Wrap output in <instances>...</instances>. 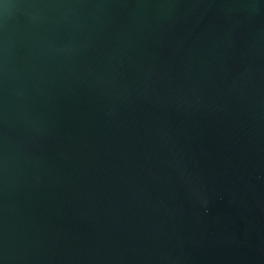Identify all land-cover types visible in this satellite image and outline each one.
I'll return each mask as SVG.
<instances>
[{"label":"water","instance_id":"obj_1","mask_svg":"<svg viewBox=\"0 0 264 264\" xmlns=\"http://www.w3.org/2000/svg\"><path fill=\"white\" fill-rule=\"evenodd\" d=\"M0 264H264V0H0Z\"/></svg>","mask_w":264,"mask_h":264}]
</instances>
